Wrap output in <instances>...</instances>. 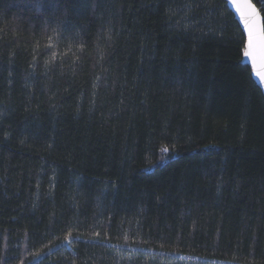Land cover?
<instances>
[{
  "label": "trees",
  "instance_id": "trees-1",
  "mask_svg": "<svg viewBox=\"0 0 264 264\" xmlns=\"http://www.w3.org/2000/svg\"><path fill=\"white\" fill-rule=\"evenodd\" d=\"M245 44L227 0H0V264H264Z\"/></svg>",
  "mask_w": 264,
  "mask_h": 264
},
{
  "label": "snow or ice",
  "instance_id": "snow-or-ice-1",
  "mask_svg": "<svg viewBox=\"0 0 264 264\" xmlns=\"http://www.w3.org/2000/svg\"><path fill=\"white\" fill-rule=\"evenodd\" d=\"M236 7L246 31L243 56L250 58L253 67L260 69L256 74L264 78V21L252 3L236 4Z\"/></svg>",
  "mask_w": 264,
  "mask_h": 264
},
{
  "label": "water",
  "instance_id": "water-1",
  "mask_svg": "<svg viewBox=\"0 0 264 264\" xmlns=\"http://www.w3.org/2000/svg\"><path fill=\"white\" fill-rule=\"evenodd\" d=\"M227 1L229 2L230 7L234 11V13L236 15V18L241 23L245 34H246L245 26H244L243 21L241 20V16H240L239 12L237 11L236 4L243 5V4L249 3V2L252 3L256 7V9L259 11V13L261 15V18H262V21H264V17L262 15V12H261L260 8L258 7V5L253 0H235V3H233V0H227ZM242 63L245 64V65H248L251 68L252 77H253L254 81L259 86V88L261 89V91H262V93L264 95V78H262L261 76H258L256 74L257 71H259L260 69H257L256 67H253V65L250 62V58H248V57H244L243 56Z\"/></svg>",
  "mask_w": 264,
  "mask_h": 264
},
{
  "label": "built area",
  "instance_id": "built-area-1",
  "mask_svg": "<svg viewBox=\"0 0 264 264\" xmlns=\"http://www.w3.org/2000/svg\"><path fill=\"white\" fill-rule=\"evenodd\" d=\"M260 3H264V1H262V0H261V2H260Z\"/></svg>",
  "mask_w": 264,
  "mask_h": 264
}]
</instances>
